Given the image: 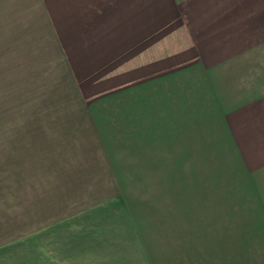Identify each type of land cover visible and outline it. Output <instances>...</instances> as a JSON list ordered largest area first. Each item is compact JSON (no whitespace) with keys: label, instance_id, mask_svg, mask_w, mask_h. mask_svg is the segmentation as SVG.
<instances>
[{"label":"crops","instance_id":"0c3cea01","mask_svg":"<svg viewBox=\"0 0 264 264\" xmlns=\"http://www.w3.org/2000/svg\"><path fill=\"white\" fill-rule=\"evenodd\" d=\"M208 1L0 0V43L12 44L4 53L17 50L34 74L51 75L44 90L66 97L42 101L54 112L38 107L16 129L12 116H3L11 135L5 132L0 146V261L20 241L6 242L17 213L13 201L28 199L22 188L32 184L33 207H43L53 156L58 162L55 156L83 154L90 161L112 154L114 166L106 169L121 172L118 187L129 184L125 168L130 177L147 171L151 180H160L157 171H173L172 179L177 171H194L196 178L208 172L210 197L199 196V243L174 247L149 225L150 264H264V81L250 87L236 81L232 67L199 62V27L220 37L223 26L221 4ZM60 107L66 111L56 114ZM86 248L83 242L68 250L79 259Z\"/></svg>","mask_w":264,"mask_h":264},{"label":"rangeland","instance_id":"374dc122","mask_svg":"<svg viewBox=\"0 0 264 264\" xmlns=\"http://www.w3.org/2000/svg\"><path fill=\"white\" fill-rule=\"evenodd\" d=\"M208 2L221 4L223 26L220 37L208 33L209 27H199V62L207 69L232 67L237 82L250 87L263 85L264 78L254 77L264 75V70L261 71L264 65V0ZM213 16L209 14L210 20ZM47 29L44 28V33ZM227 39L229 43L225 42ZM11 45L0 43V146H4V134L9 125L3 121L4 115L12 116L11 125L16 129L21 116L34 117L38 107L40 113L54 112L52 106L42 107V101L66 100V97L60 98L44 90L51 86V75L34 74L33 67L20 60L17 50L4 53ZM19 45L13 44V47ZM22 45L27 47L28 44ZM252 51L254 55L249 58ZM202 54L218 64H206ZM62 108L66 111L65 107H60L56 114ZM6 134L7 138L11 135ZM128 155L123 157L127 159ZM55 157L59 161L53 156L54 160L49 163L54 169L53 179H50L51 172H45L44 176L43 207H33L32 194L38 188L32 184L22 188L28 199L17 204L13 201V210L17 213H12V232L6 236V242L20 241L5 251L0 264H150L146 244L149 225L162 235H158L159 238L165 237L174 247L195 240V233L199 232V196L210 197L207 192L210 189L204 186L210 181L206 178L208 172H199L196 178L194 171H177L179 175H174L178 178L175 180L172 179L173 171H157L160 180H151L147 171L140 172V177H130L125 168L123 173L127 176L122 175V180L129 184L118 187L121 177L117 172L120 175L121 172L106 169L114 166L112 154L94 156L92 161L83 154ZM112 177H117L119 182ZM175 182L178 183L172 185ZM158 183L164 185L157 186ZM23 223L27 227L25 232L21 228ZM26 235H34L35 241L23 243L21 240ZM155 240L162 247L156 235ZM83 242L87 250L79 253L81 258H72L68 247L78 251ZM64 248L67 251H63ZM89 251L91 260L86 259Z\"/></svg>","mask_w":264,"mask_h":264}]
</instances>
